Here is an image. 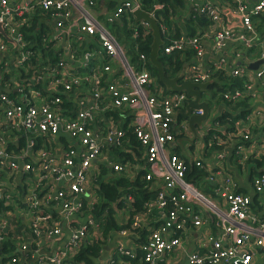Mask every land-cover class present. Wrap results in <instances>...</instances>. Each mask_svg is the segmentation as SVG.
<instances>
[{"label":"crops","instance_id":"0c3cea01","mask_svg":"<svg viewBox=\"0 0 264 264\" xmlns=\"http://www.w3.org/2000/svg\"><path fill=\"white\" fill-rule=\"evenodd\" d=\"M13 1L21 5L23 1L33 4L36 0ZM94 1L95 6L98 5L96 9L94 6L98 20L106 24L108 28L111 27V31L117 39L116 30L125 26L123 20L114 23H110L109 20L120 3L116 7L115 0ZM259 1L244 0L251 7ZM207 3L222 12L226 28L237 34H246L243 23L234 14L232 0H187L188 10L183 12V17L175 20V24L179 28L180 34H178L184 38L200 37L204 55L202 57L195 55L184 57V65L179 75L169 73L168 77L182 78L181 84H183L186 81L192 82L193 74L191 72L194 67L205 70L209 65L223 63L224 70L216 73L209 83V88L204 92L207 100L203 101L209 106L207 119L200 123V126H195V133L190 126L189 118L185 116L186 113L176 115L177 127L173 126L172 128L176 140L174 144L168 146V149L170 152L178 154L188 165L187 181L193 183L205 197L218 207H222L224 204V198L218 191L224 182L222 181L218 185L212 184L211 174L208 175L206 170L209 166L216 167L217 158L220 157L218 168L215 171L223 170L231 176V185L234 190L251 199L260 219L264 221V196L256 192L252 184L254 178L264 175V163L255 162V158L240 163L236 158L242 143L252 156L254 153L261 152L259 147H264V84H260L256 79L257 70L252 68L253 65L260 64L262 61L264 36L261 37L256 30L258 41L253 42L251 48H246V44L242 41H232L224 49L215 51L214 38L220 25H216L202 16L201 21L195 19L191 22L190 13H188V11L191 12L192 7L203 6ZM43 15L45 18L34 21L35 14L33 18L35 29L32 37L40 41L43 38L46 39L45 42L50 47L49 57L53 64L56 63L55 66H44L46 76H42L40 84L36 87L31 82L38 76L31 74L28 93L25 92L26 82L24 81L26 79L23 77L22 81V73L14 76L15 83L10 84L9 81L4 80L0 68V97H11L20 104L28 103L30 107H38L39 104L44 105L45 103L52 106L56 98L55 95L59 92L62 97H65L59 110L67 117L78 119L86 109L96 111V120L90 127L98 136L106 135L112 129L123 130L125 124L130 125V120L127 117L124 116L126 119H123V117L117 116L118 113L114 111L129 116L128 108L122 110L114 108L111 106V98L107 96L100 101H95L92 98L90 91L95 85L92 81L93 73L91 71H81V77L87 78L89 82L75 86L68 93L64 91L63 86H52L54 83L53 73L57 72V63L60 60L67 62V67L71 68L74 63L83 64L85 62L84 55L89 52L91 54L90 65L92 66L95 64L104 66L110 63L111 59L107 57L103 59L97 55V46H99L97 38L81 36L76 33L62 36L56 26L58 20L54 18L53 13L47 12ZM72 15H77V13L72 11ZM256 21L254 20V22ZM137 26L141 27V30H147L142 26L141 21ZM46 27L49 29L45 33ZM163 27L167 31L175 30L174 26ZM262 31H264V27ZM134 36H136L135 33ZM6 45L8 49H14L11 42H6ZM135 45H132L133 49L131 50L128 49V44L122 46L129 50L128 60L131 65L139 69L138 64L141 60L138 57L139 53L135 52ZM131 51L133 52L132 57L130 56ZM5 57L2 54L0 61L5 60ZM111 64L114 71L112 74H105L101 80L103 86H106L117 76L121 77V63L113 64L111 62ZM235 70L246 71L247 77L243 81L250 86V89L245 101L231 107L228 105V101L223 99V95L227 91L232 92L238 89L229 87L233 84L231 79L235 78L232 76V72ZM74 77L80 79L77 75ZM160 84L158 78L152 75L151 94L159 96L176 93L167 90ZM191 102H193L192 99H189V104ZM66 105L70 107H66ZM4 107L3 102L0 101V151L10 150V144H13V148L16 149H20V145H23V149L17 154L11 150V156L6 155L0 160V196L3 197L0 206V220L5 224V228L0 230V237H5L4 242H9L22 236L24 244L30 246L31 250L29 248L24 253L20 252L21 244L16 246L14 252L8 250L6 252L4 248H0V264H10L13 258L18 259V264L46 262L47 259L53 258L57 249H65L68 246L72 228L83 227L88 229L91 244L101 242V248L94 254L93 264H146L141 258L142 252L138 250V246L148 242L152 230L163 226L167 220L168 210L162 209L158 204L159 194L165 190L163 180L158 177L151 181L146 179L149 182L145 184L148 190L139 192V196H133L130 193L124 194L126 189L141 185L145 177L151 173L147 162V151L138 141L134 140L133 145L127 142L128 139L121 144L106 145L99 160L94 161L89 168L85 192L73 194L69 190L70 180L62 178V174L66 168V156L71 151L75 152L76 163H80L84 152L81 141L63 132H60L59 135H48L37 130L19 127V124L7 120ZM185 111L186 109L180 112ZM230 129L231 132H229ZM206 132H210V138L205 136ZM247 133L250 136L249 143L244 142V135ZM24 155V163L31 164L34 167L32 171L27 172L25 165L21 162H16L18 166L16 169L9 167L12 163L11 157L23 158ZM114 166H120L122 171H115ZM119 178L125 179L126 185L123 188L125 191L122 193L121 189L119 199L109 202L110 199L107 196L100 194L99 184L113 182ZM61 192L65 194L62 198L59 196ZM137 202L144 204V210L134 213ZM33 203L40 204L36 214H33L29 208ZM99 203H109L101 212L102 214L98 212L99 207L97 212H93L94 207ZM64 204L71 205L75 209L78 205H82V209L72 211L67 216L64 213ZM195 210L202 216L201 223L196 224L191 215L188 218H181L186 227L182 234L183 249L163 257L159 264H188L191 253L199 252L203 255H210L211 252H214V242L220 240L224 233L222 224L213 213L211 214L199 206ZM43 213L46 214L42 215ZM54 216L57 219L54 220ZM136 218L140 220V228H133ZM19 221L22 231L17 232ZM53 221V229L59 228L61 235L54 236L53 240L48 242L46 230L49 229L48 224ZM115 228L116 230H114ZM37 242L41 243L42 247V251L39 253L34 252L38 249ZM122 244L131 248L135 259L119 252L118 247ZM44 252L47 253L42 257ZM254 253L251 264H264V248L257 247ZM219 264H224V262L221 261Z\"/></svg>","mask_w":264,"mask_h":264},{"label":"built area","instance_id":"2783aa9c","mask_svg":"<svg viewBox=\"0 0 264 264\" xmlns=\"http://www.w3.org/2000/svg\"><path fill=\"white\" fill-rule=\"evenodd\" d=\"M232 2L234 14L243 23L246 34H237L233 30L226 28L222 12L214 8L210 3L199 7L194 6L200 16L207 18L216 25H220L214 38L215 51L224 49L232 41H242L246 44V48H251L252 43L258 41L253 18L264 15V0H260L253 7L246 4L244 0H232ZM119 3V7L110 16V23L123 20L125 16H134L138 11L145 12L156 20L155 14L145 11L143 0H119ZM94 6V0H36L33 4L23 1L21 5L13 0H0V25L2 26V31L9 39L7 40L0 32V56L2 54L6 56L5 60L0 61V68L6 73L10 70L22 73L19 70H24L27 75L31 73L33 76L37 75L40 79L37 77L31 82L36 87L40 84L42 76H46L44 66L50 67L54 65L48 54L50 51H47L50 47L46 44V39H44V44L47 46L42 51L46 48V54H42L43 60L38 64L40 69H36L38 65L31 66L32 54L29 50H26L27 43L20 31L21 24L26 23L29 25L31 20L33 21L37 9L45 13H53L54 18L58 20L56 26L62 36H70L76 33L81 36L97 38V44L99 45L97 46V55L103 59L105 57L110 58L113 64L120 62L121 77L119 75L106 86H103L101 80L105 74H112L114 67L111 66V62L104 66L90 65L91 54L89 52L84 55L85 62L83 64L74 63L71 68L67 67V62L60 60L57 63V72L53 73L54 83L52 86H63L64 91L68 93L75 86L89 82L87 78L81 77V71H91L93 73L92 81L95 85L90 91L92 98L95 101H100L107 96L111 98V106L114 108L119 110L128 108L130 110V117L126 116V114L125 117L130 120V124L134 128L136 140L147 151V162L151 173L146 176V179L151 181L158 177L163 180L165 190L159 194L158 204L162 209L168 210L166 214L167 220L163 226L152 230L148 242L138 246V250L142 252L141 258L144 263L159 264L163 257L183 249L182 234L186 227L185 222L181 218H188L191 215L194 218V222L200 224L202 216L200 212L195 210L199 206L203 210L217 216L222 224L224 233L220 240L214 242V252H211L210 255H203L199 252L191 253L188 258V264H219L221 261L224 264H251L255 255V253L253 254L254 250L257 247L264 248V221L260 219L256 209L253 207V202L250 198L234 190L231 185V176L228 173L223 170L220 172L215 171L218 168L220 157L217 158L216 167L209 166L206 172L208 175L211 174L212 184L218 185L222 181L224 182V185L222 184L218 191L224 198L225 208L224 204L222 207H218L213 201L205 197L193 183L187 181L188 165L178 154L170 152L168 146L175 143L176 136L172 128L173 126L177 127L176 115L187 112L189 105L188 96L180 93L159 96L151 94V73L145 67H139L138 69L131 65L128 60L129 50L117 41L111 31V27L108 28L106 24L98 20ZM163 7L162 5L155 6L158 11H161ZM72 11H75L77 15L73 16ZM15 15L22 17L21 24L19 22L16 23ZM141 24L145 29L150 27L145 21H141ZM161 30L165 38L171 36L165 27L161 28ZM135 34L138 37L137 30ZM6 42H11L14 45V49H8ZM32 47L34 46L32 45ZM78 47L80 48V46ZM163 48L166 55L186 48L195 50L198 57L204 55L202 43L198 36L191 38L181 37L176 41H166ZM135 52L139 53V59L144 62L146 57L140 54L136 45ZM261 60L264 63V54H262ZM223 70V63L209 65L205 70L194 67L193 72H191L193 74L192 83L209 84L216 73ZM75 75L79 76L80 79L74 77ZM232 76L244 80L247 77V73L244 70H235L232 72ZM255 77L260 84H264V64L257 70ZM28 83L30 81L26 83L25 90L30 88ZM249 89L250 86L245 84L242 89H236L232 92L227 91L223 97L228 102H232L233 105L231 107H234L236 103L245 101ZM55 97L52 106L45 103L44 105L39 104L38 107H30L28 103L20 104L7 96L0 97V101L5 106L4 110L7 120L11 123L19 124V127L33 131L37 130L48 135H56L58 132H63L81 141L84 152L80 163H76L74 151L68 153L65 160L66 168L62 178L70 180V192L82 194L86 190L88 171L93 162L99 160L106 145L121 144L125 137V132L112 129L106 135L100 134L98 136L90 127L96 120V111L86 109L78 119L67 117L66 114H62L58 109L63 103L62 94L58 92ZM185 109V112H180ZM195 112L196 115H203L201 110ZM97 113H99L98 110ZM205 136L210 138V132H206ZM249 139L248 133L244 135L245 143H249ZM259 149L261 152L255 154L254 151V156H252L248 148L242 143L239 146L236 158L240 163L247 162L254 157L263 159L264 147H259ZM6 155H8L6 152L0 151V160ZM17 157H11L12 163L9 167L16 169L18 167L16 162H21L25 165L27 172L33 170L34 167L31 164L24 163L25 155L23 158ZM114 170L122 171V168L114 166ZM253 180L252 184L256 192L264 196V175L258 176ZM64 195L63 192L59 194L61 198ZM0 201H3L2 196H0ZM169 204L173 205V210L169 208ZM39 206L40 204L33 203L29 208L33 214H36ZM63 209L64 213L69 216L72 211L82 209V205H78L75 209L71 205L64 204ZM133 227L140 228L139 218L135 219ZM4 228L5 224L0 220V230ZM46 234L48 242H51L54 236L61 235V231L59 228L47 229ZM124 234L126 233L124 232ZM87 238V228H72V236L68 246L65 249H57L53 258L47 259L46 262L41 264H68ZM5 240V237H0V248L6 243L4 242ZM36 245L38 249L34 250V252L39 253L42 251L41 243L37 242ZM20 249V252L24 253L28 249L31 250V247L23 242ZM118 249L120 253L135 259L130 247L122 244ZM46 253L44 252L42 257ZM18 262L17 258H13L10 264H18Z\"/></svg>","mask_w":264,"mask_h":264},{"label":"trees","instance_id":"16d2710c","mask_svg":"<svg viewBox=\"0 0 264 264\" xmlns=\"http://www.w3.org/2000/svg\"><path fill=\"white\" fill-rule=\"evenodd\" d=\"M143 1L145 4L144 5L145 11L148 13L155 14L156 21L159 24L160 28H163V26H167L169 28L174 26L175 30H173V31H176V32H173L172 30H170L169 31V32H171L170 37L165 38V35L164 36L162 35V39L164 40V43L166 41L169 42V41L179 40L182 37V35H179L180 34L178 32L179 28H177L178 26L175 24V20L179 19L180 17H183L184 16L183 12L185 10H188L187 0H143ZM118 3H119V0H115V6ZM156 5H162L164 7L161 11H158L155 8ZM97 6H95V9ZM191 9H192L191 12L188 11V13H190L191 22L195 21V19H199L198 21H201V16L197 12V9L194 7H192ZM43 14H45L44 11L37 9L34 21L45 18V15H43ZM15 20H16V23L19 22L21 24L22 17L15 15ZM253 20H257L256 22H254V27L257 30V33L261 37H263L264 31H262V28L264 27V15L254 17ZM123 23L125 26L119 27L116 30V33L118 31H123L124 34L128 37V40L130 42H132V45H135V44L137 45L140 54H143L146 57L145 61L144 62L140 61V64H138V66L140 68L145 67L155 78H157L156 77V70L154 68H152V64L149 61V55H150L151 45H152V41H153V37L151 35L150 30L149 31H147V30L142 31L141 27L137 26V24H139V22H137V19L133 15L129 16V17H127V16L123 17ZM129 27H132V28H129ZM34 29H35V25H34V22L32 20H31L29 25L24 23V24H21V26H20V31L23 34V37L27 43L26 50H29L30 53L32 54V60L30 61L31 66H36V65L40 64V62H42V60H43L42 54H46V48L43 51H42V49L44 48V46L45 47L47 46L46 44H44L45 38H43V40L40 41L39 39L32 37L34 34V32H33ZM48 29H49L48 27L45 28V33L47 32ZM136 30L138 31V37L134 36V33L136 32ZM129 41L125 42V44H129ZM32 45L34 47H32ZM131 49H133V46ZM47 51H50L49 48L47 49ZM86 52H88V51H86ZM76 55H80V54H76ZM194 55L197 56V52L195 50H193L192 48H186L184 50H176L173 53H171L170 55H166L165 52L162 51L160 53V61L164 65V69H165L167 76L169 73H171L172 75H179V73L181 72L183 65H184L183 58L184 57L188 58V57L194 56ZM82 56H83V54H82ZM55 64H54V66H55ZM36 69H40V65H38V67H36ZM19 71L24 73V70H19ZM29 71H31V70H29ZM1 74L4 77V80L6 82L9 81L10 84L15 83L14 76L19 75L14 70H10L8 73L1 70ZM31 74H29V75L22 74L21 75L22 81H23V77H24L27 80V81L25 80L24 82L27 83L31 77L30 76ZM231 81H233V84L229 85V87H231V88L242 89L245 85L244 81L240 78L239 79L234 78V79H231ZM160 85H162V84H160ZM25 92L28 93L29 90L26 89ZM223 99L226 101L225 98H223ZM62 100L63 101L65 100L64 96H63ZM227 103L229 106L233 105L232 102H227ZM235 105H239V104L236 103ZM66 107H70V106L66 105ZM58 109H60V108L58 107ZM114 111L118 113V114H116L117 116L123 117V119H126V118H124V116H125L124 113H119L116 110H114ZM123 130L125 132V137L123 138V140L121 142L128 139L127 142L131 143L133 145L132 142L134 140H136L134 128L132 127L131 124L130 125L128 124V126L125 124L123 126ZM229 132H231V129L229 130ZM13 146H14L13 144H10V148H9L10 150L7 149L5 151L6 154H8L9 156H11V154H10L11 150L13 153L17 154V153H20L23 149V145H20V149L13 148ZM254 158L256 159L255 162L258 161L259 163H264V158L263 159H257L256 157H254ZM148 183L149 182H147L146 177H145V179H144V181H142L141 185H138L136 188L134 187V188L128 189V190L126 189V191H125V190H123V188L126 185L125 179L119 178L118 180L113 181V182H101L99 184V190H100V194L102 193L110 199L109 202H113V201L119 199V197L121 195V193H119V192H121V189H122V193L125 191L124 194L130 193L133 196H139V192H145L148 190L145 187V184H148ZM1 204L2 203L0 201V206H1ZM107 204H109V203H107ZM107 204L99 203L97 206L94 207L93 212H97V208L99 207L98 212H99V214H102L101 212L106 208ZM169 208L170 209L172 208V210H173L174 207L172 204H169ZM143 210H144V204L137 202L135 204L134 213L140 212ZM45 214L46 213H43L42 215H45ZM55 219H57V218L55 217L54 220ZM53 223H54V221L50 222L48 224L49 230L54 228ZM19 224H20V221L17 224L19 227L18 228L19 230L17 232H19L22 229V227H20ZM114 230H116V228ZM23 242H24V239L22 236L17 237L12 241L6 242L4 244V246H2L1 248H4V250L6 252H7V250L14 252L16 250V246L18 244H22ZM100 244H101V242H99V241L95 242V244H91L90 237H88L86 240L83 241L81 248L79 249L77 254L74 256L72 261L68 262V264H93V258L95 256L94 254L96 251H98L101 248Z\"/></svg>","mask_w":264,"mask_h":264},{"label":"water","instance_id":"95a60500","mask_svg":"<svg viewBox=\"0 0 264 264\" xmlns=\"http://www.w3.org/2000/svg\"><path fill=\"white\" fill-rule=\"evenodd\" d=\"M134 16L137 21H145L148 23L152 29L153 41L149 59L152 64V68L156 70V77L158 78V81L167 90L185 94L189 99H192L193 102L188 105L185 116L189 118L190 126L193 128V132L196 133L195 126H200V123L206 120L209 115L208 103L203 101L204 99L207 100L206 94L204 92L209 88V84H194L189 81L181 84L182 78H169L165 72L163 63L160 61V53L162 52L164 41L162 39V30L159 24L149 14L142 11L136 12ZM2 30V26L0 25V32L5 38H7V40H9L7 35H5ZM263 64L264 63L260 61V64H255L252 66V68L258 70ZM200 110L203 112V115H194L195 111ZM59 134L60 132H58V135Z\"/></svg>","mask_w":264,"mask_h":264},{"label":"rangeland","instance_id":"374dc122","mask_svg":"<svg viewBox=\"0 0 264 264\" xmlns=\"http://www.w3.org/2000/svg\"><path fill=\"white\" fill-rule=\"evenodd\" d=\"M116 35H117V40H118V42L121 43L122 45H124L125 42L129 41V40H128V37L124 34L123 31H118V32L116 33ZM44 47H45V46H44ZM131 48H132V42L129 41L128 49L131 50ZM130 56H131V57L133 56V52H132V51H131V53H130Z\"/></svg>","mask_w":264,"mask_h":264},{"label":"flooded vegetation","instance_id":"af4514ba","mask_svg":"<svg viewBox=\"0 0 264 264\" xmlns=\"http://www.w3.org/2000/svg\"><path fill=\"white\" fill-rule=\"evenodd\" d=\"M149 30H150L151 35H152V29H151V27L147 28V31H149ZM152 37H153V36H152ZM149 61H150V59H149Z\"/></svg>","mask_w":264,"mask_h":264},{"label":"clouds","instance_id":"9594fccd","mask_svg":"<svg viewBox=\"0 0 264 264\" xmlns=\"http://www.w3.org/2000/svg\"><path fill=\"white\" fill-rule=\"evenodd\" d=\"M162 51H163V50H162ZM225 93H226V92H225ZM225 93H224V94H225Z\"/></svg>","mask_w":264,"mask_h":264}]
</instances>
